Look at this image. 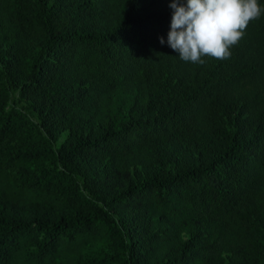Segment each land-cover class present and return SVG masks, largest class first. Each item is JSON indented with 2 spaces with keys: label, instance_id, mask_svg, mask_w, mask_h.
<instances>
[{
  "label": "trees",
  "instance_id": "trees-1",
  "mask_svg": "<svg viewBox=\"0 0 264 264\" xmlns=\"http://www.w3.org/2000/svg\"><path fill=\"white\" fill-rule=\"evenodd\" d=\"M171 3L0 0V264H264V15L199 65Z\"/></svg>",
  "mask_w": 264,
  "mask_h": 264
},
{
  "label": "clouds",
  "instance_id": "clouds-1",
  "mask_svg": "<svg viewBox=\"0 0 264 264\" xmlns=\"http://www.w3.org/2000/svg\"><path fill=\"white\" fill-rule=\"evenodd\" d=\"M170 7L167 42L181 60L199 65L205 57L229 59L249 24L264 15L260 0H172Z\"/></svg>",
  "mask_w": 264,
  "mask_h": 264
},
{
  "label": "rangeland",
  "instance_id": "rangeland-1",
  "mask_svg": "<svg viewBox=\"0 0 264 264\" xmlns=\"http://www.w3.org/2000/svg\"><path fill=\"white\" fill-rule=\"evenodd\" d=\"M80 1H82V0H80ZM18 31H20L22 34H24L25 37L29 38L30 36H32L27 28H22V29L15 28L13 30V32H10L8 35L9 36H15V34H17ZM26 103L27 102L24 101L22 104H26ZM145 167L146 166L141 161H136V164H133L131 169H132V171H135V174H138V173H141V170H143ZM128 176H130V174L124 175V177H128ZM175 247H176V241H175V239H172L170 242H167L166 244L160 246L158 249V252L160 253V255L165 254L166 252L173 250Z\"/></svg>",
  "mask_w": 264,
  "mask_h": 264
}]
</instances>
